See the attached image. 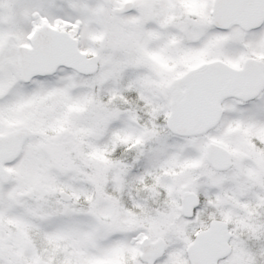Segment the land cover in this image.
I'll use <instances>...</instances> for the list:
<instances>
[{"label": "snow or ice", "instance_id": "obj_1", "mask_svg": "<svg viewBox=\"0 0 264 264\" xmlns=\"http://www.w3.org/2000/svg\"><path fill=\"white\" fill-rule=\"evenodd\" d=\"M0 264H264V0H0Z\"/></svg>", "mask_w": 264, "mask_h": 264}]
</instances>
